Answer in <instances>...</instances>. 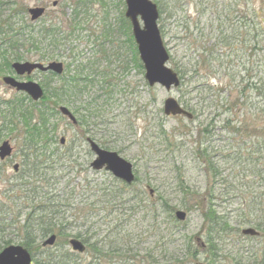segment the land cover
I'll use <instances>...</instances> for the list:
<instances>
[{"label": "rangeland", "instance_id": "374dc122", "mask_svg": "<svg viewBox=\"0 0 264 264\" xmlns=\"http://www.w3.org/2000/svg\"><path fill=\"white\" fill-rule=\"evenodd\" d=\"M249 1L264 16V0ZM20 2L23 3L24 13L20 15L19 12L18 15H14L16 6ZM53 3L56 4L53 6ZM202 3L203 17L200 23L195 21L197 18L195 7L185 4L184 1L183 7L171 12L172 19H179L181 22L178 20L175 22L172 19L165 22L163 45L168 55L174 57L173 63H178L186 72L183 80L178 79L179 86L166 92L160 86L149 88L130 60V47L126 38L128 35L131 36V31L130 27L129 30L126 29L123 22L125 20L123 0H0V23L10 18L9 24L19 27L20 24L17 23L21 19L29 21L27 15L29 8L42 7L45 8V14L39 20L29 21L30 24L36 31L41 25H45L44 28L54 27L60 34H64L62 37L71 33L70 19L74 12L76 13L79 23L75 27V32L68 40L58 43V52L55 51L58 54L53 61H59L64 65V62L70 61L68 57L71 55L78 56L76 58L80 59L81 56L88 58L97 51L98 46L104 45L102 49L106 58L100 59V65L102 67L107 63L110 65V69H103L107 73L111 70L110 77L113 75L116 77V87L110 96L97 101V105L102 108L98 114L89 116L87 124L82 127L83 130L78 128V125L73 126L71 121L61 116L58 111L57 114L50 116L49 128L58 133L57 143L53 144L52 148L62 149L59 140L63 137L65 139L63 147L73 149L72 160L76 161L65 162L59 170L46 176V178L54 179L51 190L54 189L55 194H60V199L66 205L63 211L67 220L64 222L70 224L69 237L78 231L77 227L86 222V226L81 230L94 224V229L99 234L98 239H104L116 224L126 220V223L119 226L120 229L117 228L120 231L117 238L114 235L109 238L110 242L118 248L122 247L121 251L118 254L108 253L107 256L105 249L102 255H106V258L101 261V264H264V234L258 238L244 235L241 230L244 231L250 226L241 224L239 220V215L245 208L242 204L243 200L247 201L250 196L257 195L260 188L258 189L257 183L249 178H242L238 172L239 166H235L230 160L228 162L219 160L218 157L231 155L236 149L237 142L243 141L241 136H235L228 130H221L219 120L226 114L220 117L218 110L220 106H223V101H232L235 98L233 82L234 87L239 90H242V85L238 77L229 76L230 70L228 67L227 71V60L224 56L216 57L217 60L213 64L214 70L207 65L200 70L199 74H193V69L188 62L189 57L192 56L195 62L201 55L202 34L210 39L205 43L206 45L215 44L219 16H224L228 9L230 12L225 15L234 17L233 15L237 14L234 10L242 11L247 7V3H244V0H203ZM10 4L15 5V9ZM75 6L77 8L73 10ZM24 35H28V31H25ZM22 47L24 56L31 62H36L37 57L40 58L41 55L45 57L52 51L48 50L46 44L32 47L25 43ZM188 47H192L191 50ZM216 50L218 51L217 48ZM80 51H82L81 55ZM168 66L174 71L170 64ZM63 67L65 69V66ZM240 67L241 65L234 68L235 74L240 72ZM7 75L17 78L11 71L0 73V144L8 141L13 148V153L11 159L0 163V199H3V194L9 189L15 175L12 171L13 164L20 165L19 150L22 147L23 138L20 130L21 123L12 115H8L7 111L10 109L7 108V104L15 100L27 108H41L39 103L32 105L25 95L15 93L6 87L2 78ZM192 75L199 80L198 83L211 90L202 89L193 92L192 88L194 90L197 84L193 82ZM19 80H30L41 87L49 84V89L58 86L57 79L51 80L49 74L39 72ZM96 88L99 90L98 87ZM96 88L94 93H97V96L101 95ZM129 91H132V96L127 95ZM168 98L174 99L191 114V118L181 115L164 116L163 103ZM71 103V108L79 106V100H72ZM187 103L195 107L196 115L193 116L190 112L192 108ZM239 108L235 106V110ZM69 110L73 111V109ZM10 121L17 125L16 132L12 134L9 132ZM205 127L207 132L204 133ZM87 137L92 138L93 141L107 143L108 147L113 148L109 151L115 152L120 158L133 165V174L137 181L133 184V189L125 191L126 199L132 198L140 191L148 200L144 199L142 205L157 202L162 197L166 199L167 207L185 212L186 221L177 222V226L172 228L166 218L159 214L156 227L163 231V234L159 235L163 237V240L158 241V237L152 234L153 228L150 229L151 221L149 219L143 221L144 214L140 212L141 207L135 212L137 206L133 208V204L129 203L124 205L123 210L107 215L106 210L109 207L102 205L97 197L94 198L91 195V188L90 191L87 190L89 187L96 186L95 184L102 183L105 177L103 175L106 173L105 171L95 172L89 168V163L94 156L88 149ZM205 149H208L211 156L216 157V167L219 166L223 178L229 179L230 176L236 178L228 192L215 193L216 188H214V210L218 216L224 218L226 224V234L220 230L219 235H216L218 241L213 243L216 245L214 255H211L207 248L206 229L203 227L202 216L201 201L208 198L213 187L205 160L206 155L203 154ZM58 177L59 179L56 180ZM181 182H185V186L189 187L196 197H187L182 194ZM149 189L152 190L151 195ZM34 197L31 196L29 199ZM197 197H200V202H194ZM32 204L18 201L16 209L11 205L14 209L13 213L15 212L11 220L22 224L28 211L33 208L34 204L33 206ZM183 204L189 208L185 209L182 207ZM105 207L108 208L104 209ZM18 210L21 211L18 212ZM82 213L86 214V217H83ZM12 221L10 223L13 225ZM12 229L9 230V234ZM167 234L169 235L163 236ZM14 235L12 232L8 236L10 240ZM15 237L12 245H20L19 236ZM69 237L65 240H57L56 244L47 250L48 253L56 255L68 252L79 261L89 262L91 258L89 252L76 254L71 251L68 244ZM43 240L45 238L36 241L32 249L31 255L34 261L32 264L46 254L42 252L45 249L41 246ZM36 245L40 247L39 251L35 250Z\"/></svg>", "mask_w": 264, "mask_h": 264}, {"label": "trees", "instance_id": "16d2710c", "mask_svg": "<svg viewBox=\"0 0 264 264\" xmlns=\"http://www.w3.org/2000/svg\"><path fill=\"white\" fill-rule=\"evenodd\" d=\"M152 1L157 5L159 11L158 25L162 38L166 32L165 22L172 19V11H177L178 8L183 7V1L185 4L195 7L197 13L195 21L200 23L203 17V0ZM244 3H247V7L239 12L234 10V13H237L233 15L234 17L225 15L227 12L229 14L230 11L227 9L225 13L224 8V16H219L218 19V33L216 34V39H214L215 44L206 45L205 43L210 39L202 34L201 45L203 47L201 55L195 62H193L192 56L189 57L188 62L193 69V74H199L200 70L205 66L207 67V65L214 70L213 64L217 60L216 57L224 56L227 60V71L228 67L230 70L229 76L238 77L239 83L242 85V90H239L234 87L233 82V90L236 94L235 98L232 101H223V106H220L218 110L220 117L226 114L224 118L219 120L221 130H228V132L235 136H241L243 141L237 142L236 149L231 155L226 154L218 157L219 160L232 161L235 166H239L238 172L242 175L243 179L249 178L259 186L258 189L260 188V191L257 195L250 196L247 201H245L246 199L243 200L242 204L245 205V208L242 214L240 213L239 220L241 224L253 227L262 235L264 234V16L259 13L258 8L253 6L249 0H244ZM10 5L14 6L15 9V5ZM76 8L77 6L73 7V10ZM19 12L21 13L20 15L24 13L22 2L17 4L14 15H18L17 13ZM9 19H5L0 23V73L10 72L12 62L28 61L23 54V50H21L23 49L22 44L25 46V43L32 47H37L38 44H46L48 50H52L51 53H48L45 57H42L44 55H41L40 58L37 57L36 62L53 61L58 54L55 53L59 47L58 43L71 38L75 32L76 25L79 23L74 12L73 17L70 19L71 24H69L72 31L70 34L62 37L64 34H60L58 29H54V27L44 28L45 25H41L36 31L30 22L28 20L25 21L24 18L17 23L20 24L19 27L9 24ZM172 20L175 22L180 21L179 19ZM123 22L126 29L129 30V23L126 20H123ZM25 31H28V35H24ZM58 38H60V41H58ZM126 40L130 47V60L137 73L142 76L143 67L138 59L133 39L128 35ZM103 47L104 45L98 46L97 51L92 53V56L88 58L81 56L80 59L76 58L78 56H69L70 61L64 62L65 69L61 76L57 77L49 74L51 80H58V86L53 89H49V84L42 86L44 96L38 102L41 108H27L22 106L21 102L15 100L7 104V108L10 109V111H7V113L9 112L8 115H12L14 119H18L21 123L20 130L22 131L21 135L23 138L22 147L19 150V171L13 176L9 189L3 194L4 200L0 199V251L11 245L12 241H15L16 235L19 236L20 245L27 249L29 253L33 252L32 249L35 247L36 241L44 239L49 235H55L58 241L69 237L68 230L70 224L64 222V220H67L64 214L65 211H63L66 205L60 199V194H55L53 192L54 189L51 190L54 179L51 177L46 178V176L59 170L65 162H75L76 160H72L71 151L73 149L71 147H62L60 150L59 148H52L53 144L57 143L58 133L56 130H50L49 120L51 115L57 114L56 109L59 105L65 106L68 109H73L71 112L74 116L77 115L75 117L78 128L82 129L87 124L90 115H96L100 112L102 107L97 105V101L110 96L117 83L114 75L110 77L112 74L111 70L108 73L106 71L108 68L110 69V65L108 63L103 65V67L100 65V59L104 60L106 58L104 49H102ZM188 48L191 50L192 47ZM79 54L81 55L82 51ZM174 61V57L169 56V64L173 67L179 78L183 80L186 72L178 63L174 64ZM177 62L179 61L177 60ZM239 65H241L240 72L238 71L235 74L234 68ZM191 78L197 84L194 90L192 88L193 92L210 89L198 83L197 81L199 80L195 79L194 75ZM244 83L245 85H243ZM95 88L101 95L97 96V93H94ZM244 92H246V95H244ZM127 95L132 96V91L127 92ZM26 99L32 105L38 104L32 103L28 98ZM72 100H79V106L71 108ZM228 104L229 107L227 108ZM189 106L192 108L190 112L193 116L196 115L195 107ZM224 106L227 109H224ZM235 106H239L240 108L235 110ZM9 125L11 126L9 132L11 134L12 132H16L17 125L11 123V121ZM84 130L86 132V128ZM203 132H207L206 127ZM245 136L247 137L246 139L244 138ZM95 142L103 149H113L108 147L105 142ZM203 154L206 155L205 160L213 181V187L208 198L201 201L200 197H197L194 202L201 201L203 204L202 216L203 227L206 229L207 248L209 253L214 255L216 245L213 243L214 241H218V236L216 235H219L220 230L226 234L225 220L223 217L218 216L214 210V188H216L215 193L228 192L232 188L233 180L236 178L234 179L232 176L229 179H227L228 177L223 178L219 171V166L216 167V157L214 155L211 156L208 149H205ZM103 176L105 177L102 183L95 184L96 186L89 187L87 190L90 191L91 188V195L94 198L97 197L99 203L109 207V209H107L108 207L104 208L108 211L107 215L123 210L124 205L129 203L133 204V208L137 206L135 212L141 207L140 212L144 214L142 219L143 221L146 219L151 221L150 229L153 228L152 234L158 237V241L163 240V237L159 236L163 234V231L160 228L158 230L156 227V220L159 214L166 218L172 228L177 226V222L173 216L175 210L167 207L166 199L160 197L157 202H148L146 205H142L144 199L147 200V197L141 191L132 196V198L128 197L126 199L125 191L133 189V185L128 187L107 173ZM58 179L59 177L56 180ZM243 184L246 183L243 182ZM185 185V182H181V193L187 197H196V194H193V191ZM31 196L35 197L29 199ZM18 201L34 204V206L32 204L33 208L28 211L22 224L19 222L14 223L11 220L15 214L13 211L17 208L16 202ZM11 205L14 209H12ZM182 207L185 209L189 208L184 204ZM85 215L83 217H86ZM10 221L14 224L12 225ZM124 223H126V220H123L118 225L116 224L111 233L100 240L98 239V232L94 229V224L88 225L84 230L81 229L86 226V222L77 227L78 231L69 238L79 240L85 246L86 253L89 252L91 254L89 262L79 261L68 252L53 255L48 253L47 250L49 248H46L42 251L46 254H42L43 257L35 261V264H101V261L106 258V255L108 256V253L118 254L121 251L122 247L118 248L117 245L110 242L109 238L112 235L117 238L120 233L117 228ZM10 229L15 234L11 240L8 237L12 233L9 234ZM37 248L35 250L39 251L40 247L37 246ZM105 249L107 254L102 255ZM162 255L165 256V254Z\"/></svg>", "mask_w": 264, "mask_h": 264}, {"label": "water", "instance_id": "95a60500", "mask_svg": "<svg viewBox=\"0 0 264 264\" xmlns=\"http://www.w3.org/2000/svg\"><path fill=\"white\" fill-rule=\"evenodd\" d=\"M125 13L124 17L129 21L131 26L132 37L136 44L139 59L145 71L144 79L149 87L158 84L170 91L171 88L179 86V80L176 73L167 67L169 56L163 45L160 32L157 27L158 12L156 5L150 0H124ZM56 3H53V6ZM27 13L31 21H36L44 14L43 8H29ZM15 75L21 77L29 76L34 71L48 72L51 71L56 75H61L63 67L61 63L51 62L47 65L32 62H15L11 65ZM4 85L14 90L26 94L32 101L37 102L43 96L40 86L32 81H18L10 76L2 79ZM59 112L67 117L73 125H76L75 118L64 107L59 108ZM163 113L165 116H183L188 119L191 115L181 108V106L172 98H168L163 104ZM91 153L95 156L90 163V168L94 171L104 170L110 173L115 179L122 181L127 185L134 182L131 163L120 158L115 152H109L101 149L95 142L87 140ZM64 144V138L60 140ZM12 148L9 143L3 142L0 145V162L10 158ZM13 171L17 172L18 166H13ZM152 194V190H149ZM178 221L186 219V213L176 211L174 214ZM244 235L257 236L258 233L253 229L242 231ZM55 236L48 237L43 243V247H51L55 243ZM69 245L72 250L83 253L84 245L76 239H71ZM32 258L30 253L22 246H8L0 252V264H31Z\"/></svg>", "mask_w": 264, "mask_h": 264}]
</instances>
